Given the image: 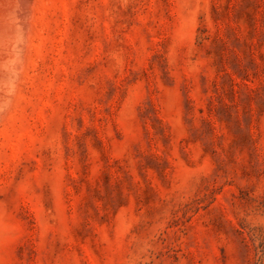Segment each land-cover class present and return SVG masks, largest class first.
I'll list each match as a JSON object with an SVG mask.
<instances>
[{
	"label": "rangeland",
	"instance_id": "rangeland-1",
	"mask_svg": "<svg viewBox=\"0 0 264 264\" xmlns=\"http://www.w3.org/2000/svg\"><path fill=\"white\" fill-rule=\"evenodd\" d=\"M0 264H264V0H0Z\"/></svg>",
	"mask_w": 264,
	"mask_h": 264
}]
</instances>
